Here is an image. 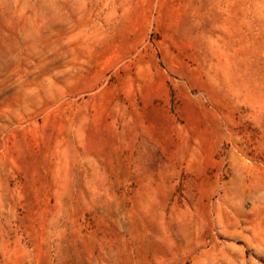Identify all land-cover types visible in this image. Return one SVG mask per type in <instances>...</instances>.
<instances>
[{
    "label": "rangeland",
    "instance_id": "374dc122",
    "mask_svg": "<svg viewBox=\"0 0 264 264\" xmlns=\"http://www.w3.org/2000/svg\"><path fill=\"white\" fill-rule=\"evenodd\" d=\"M0 264H264V0H0Z\"/></svg>",
    "mask_w": 264,
    "mask_h": 264
}]
</instances>
